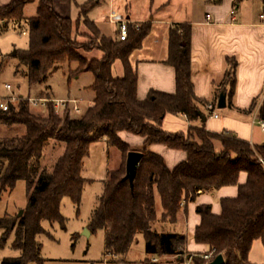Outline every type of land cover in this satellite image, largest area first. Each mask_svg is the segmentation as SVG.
Listing matches in <instances>:
<instances>
[{
    "label": "trees",
    "instance_id": "trees-1",
    "mask_svg": "<svg viewBox=\"0 0 264 264\" xmlns=\"http://www.w3.org/2000/svg\"><path fill=\"white\" fill-rule=\"evenodd\" d=\"M243 1L234 0L235 7ZM35 2L36 16L27 18L25 9ZM88 4L78 6L77 20L58 15L53 0H11L0 6L2 32L11 25L28 26L29 49L16 52V56L18 67L26 69L24 78L30 87L47 83L49 75L65 65L69 70L76 67L74 76L85 72L94 75L93 105L80 117L57 115L50 104L44 118L33 113L28 101H21L8 112L0 111V126L5 129L0 134V199L3 194L12 193L20 181L27 186L28 199L22 216L0 218V250L13 235L11 248L20 253L16 258L0 260V264H44L43 246L38 240L46 233L43 224L58 223L66 229L62 202L69 198L80 209L84 187L92 182L82 177L91 145L106 141L109 149L127 156L131 147L121 139V133L144 140L140 151L143 158L133 186L123 181L124 170L109 172L104 192L89 220L91 233H105V258H125L137 236L143 235L149 256L173 257L178 264H208L219 255L224 257L225 264H251L248 257L253 243L264 242V144H252L230 133H210L195 125L186 134L169 133L162 127L168 114L185 116L193 124L209 119L215 111L214 104L194 93L191 25H174L169 33L167 64L176 72V92L151 91L146 100L140 101L138 74L131 56L149 35L150 25H130L128 39L119 42L104 36L89 19L93 5L84 12ZM94 51L100 56H86ZM228 64L216 101L223 93L231 98L235 92L237 63L229 59ZM257 100H253L246 113L255 112ZM209 105L212 109H208ZM257 117L264 122V106ZM50 142L65 148L48 168L44 160ZM153 145L182 151L186 161L170 169L162 156L151 151ZM242 174L247 175L244 184L240 183ZM224 187H237L238 194L220 200L219 215L213 213L210 205L196 208L201 222L195 229L194 240L208 247L210 260L189 253L185 235L154 230L158 222L176 224L183 206L195 202L200 194ZM157 194L162 207L160 217Z\"/></svg>",
    "mask_w": 264,
    "mask_h": 264
},
{
    "label": "crops",
    "instance_id": "crops-1",
    "mask_svg": "<svg viewBox=\"0 0 264 264\" xmlns=\"http://www.w3.org/2000/svg\"><path fill=\"white\" fill-rule=\"evenodd\" d=\"M73 1L67 0V4L69 2L71 6ZM90 1L92 0L83 4L76 3L78 14L80 12L78 6ZM215 1L199 0L200 7L196 12L191 7H188L184 13H182L183 8L178 9L177 15L179 17L167 15L161 10L165 6V2H159V7L156 10L160 12L154 13V15L152 12L153 4H146V10H148L146 18L137 19L134 5L128 0H101L91 11L98 7H105V11H103L105 16L95 20L89 11L88 17L106 37L107 35L102 32L101 22L116 26L109 21L110 15H117L130 20L132 26L138 23L150 25L149 35L143 41L140 49L131 56V64L138 74L137 96L140 101L146 100L151 91L166 94L176 92V72L172 66L167 64L169 33L174 25H191V81L194 93L197 98L205 100L211 105L214 104L215 111L209 119H206V122L200 120L193 124L185 116L168 114L163 121V129L169 133L186 134L191 125H195L204 127L210 133H230L241 140L261 145L255 142V118L250 120L252 115L258 119L257 114L255 112L248 114L245 111L250 108L253 100L259 98L264 92V20L260 18L264 4L261 1L258 12L247 14L241 6L242 3L235 7L234 0H223L221 3H215ZM10 2L11 0H0V6H6ZM53 4L58 15L68 17V13L63 11L62 3L59 0H53ZM232 11L236 12L233 16L231 15ZM207 15L211 16V22H207ZM108 37L118 40L117 26L114 29V35ZM151 37H153L154 44H150L149 47L146 43ZM147 52L149 53L147 54ZM229 59L235 60L237 63L236 87L234 95L227 98V107L219 109L218 100L220 96L216 101L218 86L228 70ZM203 111L206 113V109ZM120 137L130 145L131 151L140 152L142 150L144 144L142 138L129 133H121ZM103 142L106 143V141ZM95 144H92L90 149ZM151 151L162 156L170 169H174L185 162L187 157L186 153L171 150L163 145H153ZM121 158L120 153L118 159ZM108 173L109 171L107 175ZM246 180L247 175L242 174L240 183L244 184ZM237 194V187H224L216 192H204L195 202L183 206L176 224L189 229V232L187 230V235L185 231L181 230L176 233L185 235L187 239L188 235L190 236L191 240L187 245L189 253L205 255L208 252L207 246L198 245L194 240L195 229L201 222V217L197 215L196 208L201 205H210L213 213L219 215L221 213L220 200L234 198ZM156 201L157 212L160 217L162 207L158 194ZM169 258L170 260L174 259L173 257ZM248 258L251 264H264V242L262 240L253 243Z\"/></svg>",
    "mask_w": 264,
    "mask_h": 264
},
{
    "label": "rangeland",
    "instance_id": "rangeland-1",
    "mask_svg": "<svg viewBox=\"0 0 264 264\" xmlns=\"http://www.w3.org/2000/svg\"><path fill=\"white\" fill-rule=\"evenodd\" d=\"M59 1L62 3L63 11L68 13L67 18L77 20L79 14L76 9V3L83 4L88 0H74L71 6L69 2L67 4V0ZM99 1L101 0L90 1L84 12L88 11L90 6H96ZM261 1L245 0L241 6L246 10L247 14H254L260 9L259 5ZM128 2L133 3L137 19L146 18L148 12L146 4H153L152 12L154 15V13L160 12L156 10L159 7V2H165V6L161 10L167 15L171 14L178 17V9L183 8L182 13H184L188 7H191L196 12L198 7H200L199 0H153V2L152 0H128ZM37 6L38 2L28 5L25 9V16L27 18L35 17ZM104 8L98 7L91 11V17L99 20L101 16H105L103 12L105 11ZM140 25H143V23L134 24V27ZM101 28L102 32L108 37L114 35L116 26L107 22H101ZM24 32L26 33L25 35L23 34ZM146 44L147 46L154 44L153 37L148 39ZM29 46L30 37L28 26L25 23L23 25H11L6 32H2L0 28V89L2 90L3 85L10 84L13 86V91L16 94L26 97H40L51 100L77 99L81 108V114L72 115V117L82 116L93 105L94 92L91 86L94 82V75L90 72H85L74 76V69L76 67L73 66L70 71L68 66L65 65L58 71L50 74L47 83L30 87L27 79L24 78L26 69L25 67H18L19 60L14 55L15 52L28 50ZM86 56L95 58L99 57L100 54L94 51ZM17 70L19 71L18 74H16ZM118 71L119 67L116 66L115 75L119 73ZM260 106H264V92L257 100L255 113ZM33 113L44 118L48 116V110L34 108ZM253 118H255V142L262 144L264 143V133L261 132L260 123L256 117L252 115L250 120ZM4 133V127L0 126V134ZM64 148L63 144L50 142L46 147L44 165L50 168L63 154ZM118 155L120 156V152L117 149H109L103 141L96 143L90 149L89 156L84 160L82 177L92 182L84 187L80 209L78 210L69 198H65L62 202L61 214L65 218L66 229L64 230L58 223L50 225V223L45 222L43 224L46 233L41 235L38 240L43 246L42 258L44 259V264H178L175 262V259L170 260L169 257L159 258L157 256H149L146 253V242L143 235L137 236L125 258H105L104 231L99 230L96 233L89 231V220L98 205L99 198L104 192L105 181L108 178L107 172H115L121 169L126 173L127 156L121 154L122 158L118 159ZM27 203V186L25 182L20 181L12 193L3 194L0 199V218L19 215L27 207ZM154 230L158 233H176L181 230L185 231L186 235L187 230L189 232V229H185L180 224H162L159 222L154 225ZM2 237L3 231L0 230V240ZM13 237L11 235L4 249L0 250V260L4 258H16L20 255L18 251L11 248ZM190 240V236L188 235V243H190ZM73 244H75L74 248L72 247ZM154 259H158V261L154 262Z\"/></svg>",
    "mask_w": 264,
    "mask_h": 264
},
{
    "label": "built area",
    "instance_id": "built-area-1",
    "mask_svg": "<svg viewBox=\"0 0 264 264\" xmlns=\"http://www.w3.org/2000/svg\"><path fill=\"white\" fill-rule=\"evenodd\" d=\"M235 11L231 12V15H235ZM260 18L264 20V10L260 14ZM207 22H211V16L207 15L206 17ZM109 21L117 26L118 32V41H126L129 36V26L131 25V21L125 18L119 17L117 15H110ZM138 28V27H137ZM26 34L25 32L23 33ZM21 101H28L31 107L34 109H42V110H49V105L52 104L54 111L57 115H61L63 113H67L72 115H79L81 114V108L79 106V101L77 99H67V100H51L48 98H34V97H26L23 95L16 94L13 91V86L10 84H5L0 89V111L1 112H8L10 111L11 107H18ZM261 107V106H260ZM260 107L257 109L256 114L258 113ZM208 109H212V106L209 105ZM215 117H217L215 115ZM261 131L264 132V122L259 121ZM264 164V162L262 161ZM205 260H210L212 258V254H205L203 255ZM158 259H154V262H157Z\"/></svg>",
    "mask_w": 264,
    "mask_h": 264
},
{
    "label": "water",
    "instance_id": "water-1",
    "mask_svg": "<svg viewBox=\"0 0 264 264\" xmlns=\"http://www.w3.org/2000/svg\"><path fill=\"white\" fill-rule=\"evenodd\" d=\"M16 55V52L14 53ZM227 107V94L223 93L220 95L218 100V108L219 109H225ZM203 122H206V119H202ZM143 154L141 152L137 151H131L127 155V161H126V175L123 179V181H128L132 186L135 181V178L137 176V171L139 168V165L142 161ZM23 211L19 213V217L22 216ZM89 233V231L87 230ZM191 257L188 258L190 260ZM208 264H225L224 257L222 255L217 256L213 261L209 262Z\"/></svg>",
    "mask_w": 264,
    "mask_h": 264
}]
</instances>
